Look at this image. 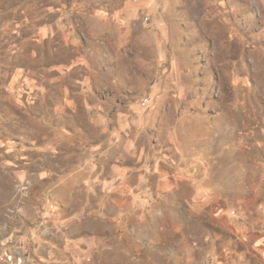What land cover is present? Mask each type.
Masks as SVG:
<instances>
[{
  "label": "rangeland",
  "instance_id": "rangeland-1",
  "mask_svg": "<svg viewBox=\"0 0 264 264\" xmlns=\"http://www.w3.org/2000/svg\"><path fill=\"white\" fill-rule=\"evenodd\" d=\"M83 1L0 0V264H264L256 250L264 245V0H214L230 19L204 48L220 60L203 63V87L212 83L218 103L183 113L186 152L175 144L189 166L178 170L205 187V202L189 185L154 197L145 185L140 207L103 219L90 215L97 204L85 167V135L99 128L71 126L54 111L52 59L69 48L54 51L40 35L59 17L53 6ZM226 199L232 204L214 203Z\"/></svg>",
  "mask_w": 264,
  "mask_h": 264
},
{
  "label": "crops",
  "instance_id": "crops-1",
  "mask_svg": "<svg viewBox=\"0 0 264 264\" xmlns=\"http://www.w3.org/2000/svg\"><path fill=\"white\" fill-rule=\"evenodd\" d=\"M71 4L53 6V14L59 17L51 26L40 27V35L54 41V51L58 45L69 48L68 56L54 55L52 59L53 72L60 80L54 111L71 126L99 128V135H85L92 153L85 165L86 181H92L95 189L89 195L91 203L95 200L97 204L93 208H98L102 196L106 208L97 214L92 208L90 215L103 219L113 208L116 211L110 216L126 211V206L140 207L138 194L145 185L152 197L159 191L179 192L189 185L203 204L205 187L178 170L189 166L175 144L186 152L183 113L218 103L212 83L203 87V63L220 60L204 54V48L215 45L222 24L230 29L225 11L214 0H86ZM230 35L228 46L235 40ZM144 96L151 99L147 106L141 104ZM142 136L146 143L142 144ZM151 177L157 179L154 187ZM224 201L214 203L232 204ZM222 210L226 212L225 207ZM256 250L264 262V245Z\"/></svg>",
  "mask_w": 264,
  "mask_h": 264
},
{
  "label": "built area",
  "instance_id": "built-area-1",
  "mask_svg": "<svg viewBox=\"0 0 264 264\" xmlns=\"http://www.w3.org/2000/svg\"><path fill=\"white\" fill-rule=\"evenodd\" d=\"M145 20L148 21L149 20V17H146ZM150 101H151V99H150L149 96H144L143 99H142L141 104L143 106H147L150 103Z\"/></svg>",
  "mask_w": 264,
  "mask_h": 264
}]
</instances>
